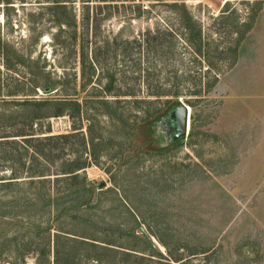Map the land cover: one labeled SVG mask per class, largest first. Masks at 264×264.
Wrapping results in <instances>:
<instances>
[{"label": "rangeland", "instance_id": "obj_1", "mask_svg": "<svg viewBox=\"0 0 264 264\" xmlns=\"http://www.w3.org/2000/svg\"><path fill=\"white\" fill-rule=\"evenodd\" d=\"M57 1L64 19L75 14L76 30L57 33ZM188 16L200 28L201 53L181 34ZM110 77L116 95L103 91ZM47 79L53 91L41 89ZM0 88V134L4 119H22L15 101L69 97L79 106L74 118L40 121L53 133L74 124L78 150L82 134L95 139L80 174L117 221L125 217L117 198L126 193L141 212L140 229L162 251L157 233L210 246L189 256L192 263L264 264V0H0ZM175 89L179 96H161L148 112L178 99L190 110L187 134L173 145L161 121L147 142L142 126L153 119L134 101ZM26 261L34 264L31 255Z\"/></svg>", "mask_w": 264, "mask_h": 264}, {"label": "trees", "instance_id": "obj_2", "mask_svg": "<svg viewBox=\"0 0 264 264\" xmlns=\"http://www.w3.org/2000/svg\"><path fill=\"white\" fill-rule=\"evenodd\" d=\"M56 3L50 10L57 20V33L66 28L76 30L75 14H71L69 22L64 19L68 16L64 4L61 1ZM89 19V8L86 7L82 16L83 27L88 26ZM191 20V16L180 19L181 34L186 41L195 42L196 52L201 53L200 28L196 21ZM82 54L81 74L85 77L84 60L88 56L84 52ZM94 67L96 64L89 62L91 71ZM86 78L83 85L91 80ZM112 83L113 78L110 77L103 89L105 94L116 95ZM41 89L50 92L55 88L53 82L47 79ZM14 92L16 90L10 95ZM168 94L177 97L181 91H150L147 95L157 96L156 99L134 101L145 104V119H153L142 126L147 142L154 143L150 131L152 126L160 123L180 103L175 99L164 111L156 109L154 115L148 112L149 106ZM15 102V105L23 107V111L16 114L22 119L14 122L4 119L3 133L0 134V264L4 261L8 264H27L26 259L30 255L34 264H198L192 263L189 256L208 254L210 246H189L182 238L170 243L158 233L157 238L164 251L155 246L150 235L140 229L137 216L141 212L126 193H123L122 199L117 198L124 210V220L114 219V208L104 205L101 193L94 191L85 182L84 174H80L89 165L81 155L89 150L88 145L93 147L96 144L95 139L91 135L86 139V135L82 134L79 154L71 141L77 134L74 124L65 133H53L48 123L40 121L61 115L71 118L79 115V106L73 100L69 97H46L39 100L24 98ZM102 103L112 105L114 102ZM183 138L172 144H181ZM153 146L159 150L168 147ZM68 154L74 157H66ZM89 157L97 162V155L93 152ZM78 178L82 179L80 185L76 182ZM59 181L64 183L62 190L58 187Z\"/></svg>", "mask_w": 264, "mask_h": 264}, {"label": "water", "instance_id": "obj_3", "mask_svg": "<svg viewBox=\"0 0 264 264\" xmlns=\"http://www.w3.org/2000/svg\"><path fill=\"white\" fill-rule=\"evenodd\" d=\"M46 91H48V89ZM189 114V107L183 102H180L179 104L175 105L171 109V111L161 119V121H164L167 124V130L171 131L172 133L169 140L170 142H173L187 134L189 126ZM153 242L156 246L154 240Z\"/></svg>", "mask_w": 264, "mask_h": 264}]
</instances>
